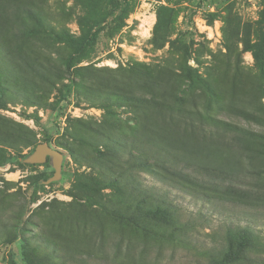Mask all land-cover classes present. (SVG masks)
<instances>
[{"label": "rangeland", "instance_id": "rangeland-1", "mask_svg": "<svg viewBox=\"0 0 264 264\" xmlns=\"http://www.w3.org/2000/svg\"><path fill=\"white\" fill-rule=\"evenodd\" d=\"M94 1L103 13V0H32L57 32L38 30L24 44L32 57L47 58L56 67L54 85L41 91L38 100L18 96L8 83L13 66L0 56V264H220L224 255L219 252L235 227L255 233L247 256L235 264H264V207L239 206L213 193L211 198L188 194L144 175L148 184L182 206L181 220L190 226L182 242L160 241L98 211L94 193L77 183L91 170L79 168L71 155L72 149L89 154L100 147V129L111 126L125 132L133 124L127 101L119 99L110 106L112 114L98 101L112 79L126 86L128 95L149 83L158 95L177 94L187 103L196 100L209 116L262 135L251 140L254 164L236 154L240 163L262 169L264 0H130L132 10L124 26H111L89 53L80 54L71 40L82 38L93 26ZM160 6L176 13L173 24L160 32L158 44L154 27ZM23 134L30 137L31 146H24ZM40 144L63 154L61 176L55 181L51 157L41 164L28 162ZM40 177L47 178L46 186L39 201L27 209V190ZM61 234L70 241L61 245ZM45 235L84 255L64 261L60 251L51 262L38 255L32 260L25 241L39 243Z\"/></svg>", "mask_w": 264, "mask_h": 264}, {"label": "trees", "instance_id": "trees-1", "mask_svg": "<svg viewBox=\"0 0 264 264\" xmlns=\"http://www.w3.org/2000/svg\"><path fill=\"white\" fill-rule=\"evenodd\" d=\"M103 1L107 4L103 13L99 2H92L93 26L85 30L82 38L71 40L79 47L80 54L89 53L111 26L121 29L131 13L130 0ZM44 11L32 0H0V56L13 66L8 83L23 98L38 100L41 91L54 85L56 67L51 60L36 59L24 48L25 41L38 30L57 34ZM175 13L174 8L159 7L154 27L158 44L160 32L173 24ZM67 68H72L71 61ZM138 89L140 92L128 95L126 86L112 79L106 82L98 99L101 107L108 110L119 99L127 101L133 108V124L125 132L111 126L97 131L100 147L89 154L71 150L74 163L91 170L83 172L77 183L94 193L98 211H105L123 226L137 228L146 237L166 242L185 240L190 226L181 220L182 206L169 193L148 184L144 175L188 194L211 198L213 193L214 198L239 206L264 207V182L261 181L264 154L259 156L262 169L240 163L236 155L240 152L254 164L251 140L262 135L209 116L200 110L196 100L187 103L177 94L158 95L149 83ZM211 95L216 96L214 90ZM108 113L112 114L109 110ZM236 113L247 120L251 118L242 111ZM21 138L25 147L33 144L28 135L23 134ZM46 182L47 178L40 177L29 186L25 195L27 209L39 201V192L44 190ZM66 193L75 196L73 191ZM254 237L250 228L230 229L225 238L226 247L219 252L224 255L220 264H235L244 259ZM42 239L33 244L30 239L25 241L31 246L32 260L38 255L39 260L46 258L51 262L59 258L60 251L63 256L59 259L64 261H74L84 255L82 250L77 252L61 246L70 241L64 234L58 238L61 245L46 235ZM114 247L119 248V244Z\"/></svg>", "mask_w": 264, "mask_h": 264}, {"label": "water", "instance_id": "water-1", "mask_svg": "<svg viewBox=\"0 0 264 264\" xmlns=\"http://www.w3.org/2000/svg\"><path fill=\"white\" fill-rule=\"evenodd\" d=\"M49 157L52 158L53 165L56 170V175L53 179L55 181L61 176V167L63 162V154L59 150L53 149L48 144H40L37 146L34 155L29 158L28 162L31 164H41Z\"/></svg>", "mask_w": 264, "mask_h": 264}, {"label": "bare ground", "instance_id": "bare-ground-1", "mask_svg": "<svg viewBox=\"0 0 264 264\" xmlns=\"http://www.w3.org/2000/svg\"><path fill=\"white\" fill-rule=\"evenodd\" d=\"M152 22H153V19H152ZM149 23H151V22H149Z\"/></svg>", "mask_w": 264, "mask_h": 264}]
</instances>
